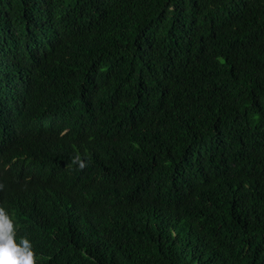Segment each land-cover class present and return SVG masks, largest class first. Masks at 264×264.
<instances>
[{
    "label": "trees",
    "instance_id": "obj_1",
    "mask_svg": "<svg viewBox=\"0 0 264 264\" xmlns=\"http://www.w3.org/2000/svg\"><path fill=\"white\" fill-rule=\"evenodd\" d=\"M82 105L78 169L26 110ZM0 142L76 188L21 226L38 264H264V0H0Z\"/></svg>",
    "mask_w": 264,
    "mask_h": 264
},
{
    "label": "clouds",
    "instance_id": "obj_2",
    "mask_svg": "<svg viewBox=\"0 0 264 264\" xmlns=\"http://www.w3.org/2000/svg\"><path fill=\"white\" fill-rule=\"evenodd\" d=\"M94 110L93 104L91 111ZM79 112H83L85 117L79 118ZM26 116L29 122L26 134L33 142L45 139L53 144L55 156L68 153L72 164L78 169L83 167L79 158L84 147L95 137L92 125L86 120L89 116L85 114L84 105L51 119H40L27 110ZM7 140L15 141L11 136L3 139L4 142ZM25 151L21 144L9 149L0 142V264L41 262L37 260L28 236H25L26 231L21 230V226L33 224V210L40 202L47 201L53 209L59 207L65 211L67 208L68 213L74 212L67 221L79 216L70 203L76 191L72 180L65 176L57 163L41 156H35L36 161L32 162L26 158ZM45 173L47 177H44ZM37 179L46 180L43 185H48L49 192L42 197H30L36 189ZM29 198L31 201L27 202Z\"/></svg>",
    "mask_w": 264,
    "mask_h": 264
}]
</instances>
